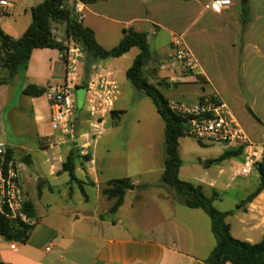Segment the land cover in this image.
Wrapping results in <instances>:
<instances>
[{"label": "crops", "instance_id": "1", "mask_svg": "<svg viewBox=\"0 0 264 264\" xmlns=\"http://www.w3.org/2000/svg\"><path fill=\"white\" fill-rule=\"evenodd\" d=\"M43 1L33 3L36 1L10 0V7L0 6V27L14 39H19L32 23L31 9ZM212 1H97L85 5L82 21L95 32L99 44L108 50L120 43L126 30L147 33L149 45L150 35L157 40L162 32H166L169 40L163 46L165 57L152 53V60L145 67V72L149 69V64L154 63V66L158 65L157 69L150 68L149 71L162 77L164 84L198 85L195 92L198 95L197 100L190 104H180L192 105L211 96L221 98L230 106L250 139L264 147V0H250V13L245 18L242 17L241 0H231V5L222 13L207 9ZM19 3H22L21 8L17 6ZM54 32L59 41L66 40L65 25H57ZM176 35L184 37L185 46L191 52L194 69L189 74H183L176 62L167 60L172 53V42ZM132 52H135V59L139 51L134 48L129 53ZM60 55V51L56 49H37L26 71L16 75L8 83L0 84V138L8 133L9 124L18 137L19 148L33 152L32 150L36 149H31L29 143L34 140L38 149L45 151V154H50L52 150L50 158L44 161L47 165L46 175L38 178V194H31L23 185L26 204L38 223L33 227L26 243L10 242L0 236V262L205 264L216 246L211 223L208 224L204 214L199 212L201 209L189 208L187 212L176 208L177 200L183 204L184 202L170 187L171 190L161 185L160 191L155 192L150 189L151 184L134 181L132 179L134 175L129 172L132 160L129 155L130 149L120 145L118 147L122 148L121 152L115 145L110 144L115 129L107 136L109 142L106 151L99 152L97 146L92 148L91 142L88 141L90 138V130L87 129V126L90 128L88 114L89 117L84 120V130L78 136L80 137L78 141L83 142L81 145L79 142L77 147L83 156L88 153L90 160L77 161L76 181L71 180L68 173L62 171L64 161L76 145L69 143L60 148L54 145L56 134L51 124L47 93L50 87L64 84L72 71L71 64L62 60ZM127 55L118 59L99 61L88 59L82 52L78 56L76 65L78 79L74 90L76 109L74 124L79 122L78 132L81 128L80 111L84 110L79 107V94L84 92L85 105L88 86L93 81L108 80L117 83L119 93L105 119L110 116L115 122L116 118L117 125H120V118L125 109L117 107L121 95L119 69L124 65L123 61ZM158 69L165 72V75H162L163 72L158 73ZM8 74V70L4 69L0 62V78H5ZM168 76L170 81L166 80ZM185 77L191 81H182ZM30 85L45 89V94L40 97L25 95L24 89ZM105 119L104 125L107 124ZM98 139L95 142L99 144ZM0 142L6 143L15 154L13 150L15 145L5 140ZM223 147L219 157L204 160L206 168L203 175H201L203 169L193 167L197 176L185 177L184 161L180 171L182 180L202 187L208 197L216 195L214 203L222 202V191L229 187L227 185L225 188L220 184L221 177L234 168L232 165L240 162L242 157L239 155L223 158L232 150ZM163 149L164 165L165 140ZM180 155L183 160L181 151ZM30 156L33 164L32 155ZM26 157L27 155L24 158ZM261 161L264 162V156ZM228 162L232 165L226 164ZM158 172L161 178L164 168H160ZM230 176L232 182L236 177H240L235 176V171ZM124 178L131 179L134 187L128 190L117 212L111 213L116 199H110L101 193V188L104 186L106 188L109 181ZM245 185L244 182L240 183L243 188ZM76 186L80 189L82 197L75 196ZM88 187L97 190L95 206L87 193ZM137 187L142 189L138 193L135 192ZM145 202L153 208L150 212L154 214L152 222H148L147 217H135L136 215L132 213L141 210L139 206ZM241 212L243 216L239 218V223L246 234L245 241L258 243L255 238L258 237L261 241L264 236V191ZM234 216L238 228V211L230 217ZM230 217L227 222L235 237L233 226L228 221ZM48 248L50 250H47Z\"/></svg>", "mask_w": 264, "mask_h": 264}, {"label": "trees", "instance_id": "2", "mask_svg": "<svg viewBox=\"0 0 264 264\" xmlns=\"http://www.w3.org/2000/svg\"><path fill=\"white\" fill-rule=\"evenodd\" d=\"M80 1L87 5L107 0ZM249 1L241 0L243 18L250 13ZM31 13L32 23L19 39H14L0 27V62L1 66L9 72L7 77L0 78V84H6L16 75L26 71L32 55L37 49H56L60 53H64L75 47L79 48L88 59L94 61L118 59L127 55L132 49H138L139 53L127 70L126 76L135 88L142 91L153 101L164 121L166 159L161 178L162 183L181 196L188 208L201 209L211 219V229L216 239V246L205 264H264V236L260 242L255 244L241 241L232 235L231 226L227 222L228 217L233 216L236 211L246 210L245 207L264 191V162L260 161L256 166L259 173L257 188L243 199L235 210L227 212H222L214 206L216 195L208 197L203 192L202 187L180 178L183 165L179 150L180 139L188 137L189 122L171 109V102L155 85L149 83L146 77L145 67L152 60L148 34L126 30L120 43L108 50L99 44L95 32L85 26L82 20H79L74 12L71 0H44L33 7ZM60 24L65 25L67 37L66 40L62 41L58 40L54 32L55 27ZM83 87L86 86L83 85ZM45 92V89L34 85L24 89V94L32 97H40ZM114 114L112 113V115ZM199 143L204 145L201 141ZM77 145L67 156L62 170L68 173L71 180L74 181H76L77 161L79 159L90 160L89 154L83 156ZM239 155H242V150L232 149L223 158L238 157ZM132 185L133 182L129 178L116 179L107 183V187L103 189V194L110 199H116L111 213L117 212ZM26 211L29 216H33L27 204ZM32 229L33 227L15 224L7 216L0 214V236L7 241L26 243L30 238ZM0 264L2 263L0 262Z\"/></svg>", "mask_w": 264, "mask_h": 264}, {"label": "rangeland", "instance_id": "3", "mask_svg": "<svg viewBox=\"0 0 264 264\" xmlns=\"http://www.w3.org/2000/svg\"><path fill=\"white\" fill-rule=\"evenodd\" d=\"M20 2L23 0H19ZM37 3L41 0H34ZM21 4L19 3L17 6L21 8ZM4 12V11H3ZM6 12H4L5 14ZM153 36L150 35V49L152 50V53L159 54L161 57H165V51L163 50V46L168 43V34L166 32H162L159 35V38L155 40L152 38ZM137 52V50H135ZM173 52V51H172ZM135 52L129 53L125 57L124 65L121 66L119 69V87H120V97L117 103V107H123L125 109V112L123 115H121V122L120 125H117V119H114L110 116H108L105 120H107V124L104 125V134L100 137L99 144L98 142H95V138L90 135V138H88L92 144V148L97 146L99 152L103 153L106 150L107 144L109 142L108 135L112 134V129H115L111 137L113 139L111 140V145H115L118 150H121L122 148L118 147L120 145H124L125 149H130L129 155L131 156V164L129 168V172L134 175L132 179L134 181H138V183H148L150 185V189L154 190L155 192L160 191L161 185L165 186L160 178V173L158 172L160 168H164V165L162 163V158L164 156L163 148H164V121L161 118L160 114L158 113L156 106L154 105L153 101L147 97L142 91L135 88V86L131 83V81L126 76V69L129 68L134 59ZM113 60V59H109ZM170 62H176L178 66L183 71V74H189L191 72L190 69L186 68L185 66L179 64L173 53H171L170 56L167 58ZM149 69H146V77L149 81V83L155 85L160 92L170 101L178 102V103H186L190 104L197 100L196 90L198 89V85L194 84H187V85H177L169 83L168 85L164 84V79H161L162 77H159L158 75H154L150 73V68L157 69V66H154V63L149 64ZM158 73L163 72L159 71ZM162 75H165V72H163ZM190 77V75H188ZM170 76L166 80L170 81ZM181 79V78H180ZM182 81H191L190 79H187L186 77L183 78ZM75 93V91H74ZM84 92H80L79 94V107H82L84 110L80 111V120H81V128L78 133H76V139L73 141H69L67 144H74L79 145L78 141L80 139L79 134L84 130V120L85 118L89 117L87 113V107L86 104L84 105V98H83ZM85 106V107H83ZM25 122V120H24ZM27 122V121H26ZM25 122V123H26ZM115 126H120L119 129ZM8 127V133L5 134V137L0 138V141H8L13 146V150L15 151V155L18 159L23 160V158L27 155H32L33 158V164L30 166L25 165L21 169V179L24 187L27 189L28 192L31 194H38L39 188H38V178L42 175H46L47 165H46V159L50 158V154H45V151H42L38 149L37 144L34 140H32L29 143V146L33 152H29L28 150L19 148L18 144H20L18 141L17 135L15 136L14 130L11 128L9 124H7ZM115 127V128H114ZM87 129L90 130V128ZM55 139L54 142L56 147L60 148V146H65L66 144H60L59 143V132H54ZM107 139V140H106ZM83 142V140L81 141ZM80 142V145L82 144ZM77 145V146H78ZM223 145L221 144H200L199 141L193 137H184L180 139V151L183 157L184 161V176L185 177H194L197 176L196 173L193 170V167H200L202 170L203 175L205 173L206 163L204 162L205 159H215L219 157L221 152L223 151ZM54 149V148H52ZM125 151V150H124ZM31 157V156H30ZM236 161V160H235ZM238 161V160H237ZM236 161V162H237ZM235 163V162H234ZM226 164H231V162H228ZM232 165V164H231ZM225 166V165H224ZM233 167V165H232ZM235 168H232L228 171L227 174H225L220 179V184L224 186L225 188L227 185H229L228 189L222 191V202L214 203V206L220 210H234L237 207V204H239L248 194H250L258 185L259 183V173L258 170L255 169L253 173L249 177H236L235 181L230 180V175L234 174ZM213 174H216L214 171H212ZM245 183L246 187H241L240 183ZM61 184V182H60ZM105 187V186H104ZM101 188V193H103V188ZM134 186L131 187L133 189ZM61 190H64V188L60 187ZM76 197H82V193L80 189L76 186ZM167 188V186H166ZM105 189V188H104ZM168 189H170L168 187ZM139 190V191H138ZM142 189L141 187H137L135 192H140ZM171 190V189H170ZM88 195L92 198L95 206L96 201V195L97 190L92 187L87 188ZM182 198V197H181ZM134 200V199H133ZM149 202V199L147 200ZM143 203L142 206H139V209L136 210V212H132L135 214V217L140 218H148V222H152V219L154 218V214H151V210L153 208L148 206V203ZM103 206V204H101ZM148 206V207H146ZM247 205L246 207H248ZM245 207V208H246ZM176 208L179 210H186L187 212L190 210L187 208V206L177 200L176 202ZM103 208L101 207L100 210ZM244 211V209L242 210ZM201 214H204L205 220L208 224L211 223L209 216L203 211L200 210ZM243 216V213L241 211H238V228L236 224V217H230L229 222L233 226V233L235 235V238L245 241L246 240V234L243 231L242 226L239 223V218ZM153 217V218H152ZM189 222V220H186ZM238 229V233H237ZM258 236V235H257ZM256 242L260 241V238H255Z\"/></svg>", "mask_w": 264, "mask_h": 264}, {"label": "built area", "instance_id": "4", "mask_svg": "<svg viewBox=\"0 0 264 264\" xmlns=\"http://www.w3.org/2000/svg\"><path fill=\"white\" fill-rule=\"evenodd\" d=\"M71 3L79 20H83L86 4L80 0H71ZM230 5L231 0H213L207 9L222 13ZM0 6L8 8L11 2L0 0ZM172 51L179 64L190 70L194 69L191 52L186 48L182 35L174 36ZM80 54V49L75 47L61 53V59L71 64L72 71L64 84L50 87L47 93L52 128L60 133L59 143L61 145L75 140L77 136L74 131L76 114L74 90L78 79L77 58ZM118 93V85L113 81L99 80L89 84L86 107L90 116V135L93 138L98 139L103 134L105 116L113 107ZM171 109L188 120V136L205 144H221L236 151L242 150L241 161L233 164L235 176L249 177L262 160L263 145L250 139L246 130L232 113L230 106L221 98L211 96L192 105L171 102ZM23 167L25 163L15 156L6 143L0 142V214L15 221V224L34 227L38 220L29 216L25 210L26 200L21 179Z\"/></svg>", "mask_w": 264, "mask_h": 264}, {"label": "water", "instance_id": "5", "mask_svg": "<svg viewBox=\"0 0 264 264\" xmlns=\"http://www.w3.org/2000/svg\"><path fill=\"white\" fill-rule=\"evenodd\" d=\"M67 39V37H66ZM78 127H79V122H75L74 124V131L77 133L78 132ZM23 162L25 163V165L30 166L31 164V157L27 156L26 158H24ZM15 223V221L13 222Z\"/></svg>", "mask_w": 264, "mask_h": 264}]
</instances>
